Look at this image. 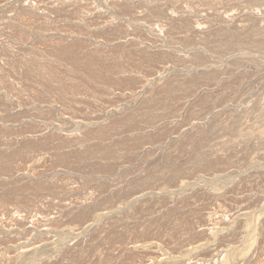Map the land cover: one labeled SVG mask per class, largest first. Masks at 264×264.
Instances as JSON below:
<instances>
[{
    "label": "rangeland",
    "instance_id": "374dc122",
    "mask_svg": "<svg viewBox=\"0 0 264 264\" xmlns=\"http://www.w3.org/2000/svg\"><path fill=\"white\" fill-rule=\"evenodd\" d=\"M0 264H264V0H0Z\"/></svg>",
    "mask_w": 264,
    "mask_h": 264
}]
</instances>
